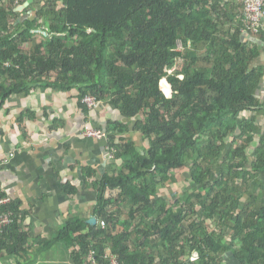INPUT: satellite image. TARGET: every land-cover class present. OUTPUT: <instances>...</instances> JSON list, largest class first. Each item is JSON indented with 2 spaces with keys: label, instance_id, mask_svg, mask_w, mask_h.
I'll return each instance as SVG.
<instances>
[{
  "label": "trees",
  "instance_id": "obj_1",
  "mask_svg": "<svg viewBox=\"0 0 264 264\" xmlns=\"http://www.w3.org/2000/svg\"><path fill=\"white\" fill-rule=\"evenodd\" d=\"M27 2V17L0 2V113L40 87L77 89L83 108L92 94L121 117L107 134L118 173L98 182L95 212L107 227L61 236L83 251L110 247L124 264H223L228 251L239 264H264L263 51L246 36L264 33L247 28L242 0ZM25 112L34 115L24 109L18 121ZM184 166L193 189L171 204L161 190ZM10 204L0 251L15 255L28 236Z\"/></svg>",
  "mask_w": 264,
  "mask_h": 264
},
{
  "label": "crops",
  "instance_id": "obj_2",
  "mask_svg": "<svg viewBox=\"0 0 264 264\" xmlns=\"http://www.w3.org/2000/svg\"><path fill=\"white\" fill-rule=\"evenodd\" d=\"M262 29L264 33V20ZM246 36L263 51L259 63L264 67V41L257 34ZM78 95L77 89L38 87L27 97L11 96L0 113V189L17 207L19 230L28 236L15 255L0 251V264H83L81 252L74 254L80 245L62 237V232L80 227L73 234L79 236L88 233L90 225L100 227L95 212L98 182L119 168L116 157H108V139L84 135V129L90 125L108 134L109 122L121 117L103 100L94 110L83 108ZM257 95L264 102V76ZM24 109L34 115L25 112L29 118L20 122L17 118ZM261 121L264 112L258 113L264 131ZM115 194L109 190L107 196ZM8 211L15 220L14 210ZM93 217L96 223H91ZM223 257V264H239L233 251Z\"/></svg>",
  "mask_w": 264,
  "mask_h": 264
},
{
  "label": "built area",
  "instance_id": "obj_3",
  "mask_svg": "<svg viewBox=\"0 0 264 264\" xmlns=\"http://www.w3.org/2000/svg\"><path fill=\"white\" fill-rule=\"evenodd\" d=\"M2 0H0L1 2ZM11 2L14 11H17L22 6L21 0H3ZM244 10V22L249 30L253 33H258L263 27L264 20V0H242ZM20 13H23L20 10ZM90 110H94L99 106L98 99L92 95H86L82 100ZM84 135L94 137L97 139L107 138V133L102 129H97L86 125ZM108 157L114 158V149H109ZM12 199L8 194L0 197V236L2 235L6 226L13 221V213L11 211H3L2 206L11 203ZM107 222L105 219L100 220V227L105 228ZM80 250V248H78ZM83 264H124L119 254L114 253L110 247L104 251H99L94 244L88 245L83 251L80 250ZM198 254L195 253L191 260H196Z\"/></svg>",
  "mask_w": 264,
  "mask_h": 264
},
{
  "label": "rangeland",
  "instance_id": "obj_4",
  "mask_svg": "<svg viewBox=\"0 0 264 264\" xmlns=\"http://www.w3.org/2000/svg\"><path fill=\"white\" fill-rule=\"evenodd\" d=\"M24 14L25 13H23L22 16ZM37 38L41 39L42 36L38 35ZM163 82H168V81L164 78V79H162V82H161V87L165 91V89L162 86ZM165 93H167V92L165 91ZM172 94H173V90L171 88V93L169 95L171 96ZM261 123H264V122L261 121ZM129 135H131L132 138L136 141L139 151L141 153H145L148 144L143 141L141 135L140 134L135 135L133 133L132 134L130 133ZM175 175H176V179L174 181H171L167 188H163L161 190V191H165L167 193V195L170 196V203L171 204L174 203L175 198H181L184 195L185 191H191L193 189V183H192V179H191L189 166H186V167L184 166L181 169H177L175 172ZM260 179L264 180V175H261ZM211 225H210V228L212 229L213 226H211ZM106 227H107V225H106Z\"/></svg>",
  "mask_w": 264,
  "mask_h": 264
},
{
  "label": "water",
  "instance_id": "obj_5",
  "mask_svg": "<svg viewBox=\"0 0 264 264\" xmlns=\"http://www.w3.org/2000/svg\"><path fill=\"white\" fill-rule=\"evenodd\" d=\"M33 2V0H28V2L27 3H32ZM23 9V6H21V7H19V10H22ZM24 16H28V14H25ZM23 16V17H24ZM167 94V93H166ZM168 96H170V95H168ZM96 217H93V219H91L90 221H91V223H96Z\"/></svg>",
  "mask_w": 264,
  "mask_h": 264
},
{
  "label": "clouds",
  "instance_id": "obj_6",
  "mask_svg": "<svg viewBox=\"0 0 264 264\" xmlns=\"http://www.w3.org/2000/svg\"><path fill=\"white\" fill-rule=\"evenodd\" d=\"M22 11H23V10H22ZM25 14H27V13H25ZM25 14H24V15H25ZM24 15H23V16H24ZM23 16H22V17H23ZM28 16H29V14H28ZM24 17H26V16H24ZM82 102H83V101H82ZM83 103H84V102H83ZM106 139H107V138H106ZM114 158H115V155H114Z\"/></svg>",
  "mask_w": 264,
  "mask_h": 264
}]
</instances>
